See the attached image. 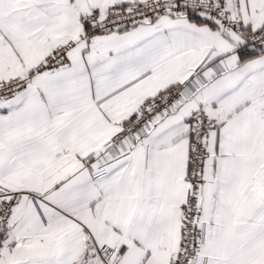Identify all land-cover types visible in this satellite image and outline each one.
I'll list each match as a JSON object with an SVG mask.
<instances>
[{"label":"snow or ice","instance_id":"obj_1","mask_svg":"<svg viewBox=\"0 0 264 264\" xmlns=\"http://www.w3.org/2000/svg\"><path fill=\"white\" fill-rule=\"evenodd\" d=\"M0 264H264V0H0Z\"/></svg>","mask_w":264,"mask_h":264}]
</instances>
